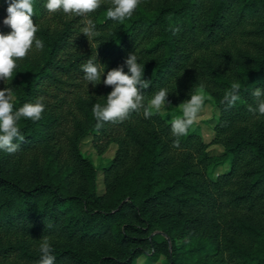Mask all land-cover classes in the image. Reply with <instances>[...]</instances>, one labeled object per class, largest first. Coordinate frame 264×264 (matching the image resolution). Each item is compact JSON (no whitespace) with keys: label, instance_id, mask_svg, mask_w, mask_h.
Instances as JSON below:
<instances>
[{"label":"trees","instance_id":"16d2710c","mask_svg":"<svg viewBox=\"0 0 264 264\" xmlns=\"http://www.w3.org/2000/svg\"><path fill=\"white\" fill-rule=\"evenodd\" d=\"M45 3L33 0L43 51L33 47L8 85L0 81L13 88L14 110L38 98L45 106L39 121L19 122L25 139L15 154L0 150V264H37L43 237L54 264H137L142 254H164L165 264H264V116L247 110L252 91L264 89V0H142L124 24L106 19L105 0L88 17L99 33L92 47L80 17L50 14ZM7 8L0 0L4 34ZM135 51L151 81L145 103L161 88L176 104L201 86L214 97L221 153L192 128L173 147L174 118L162 113L96 129L92 106L112 88L88 85L81 65L97 55L106 78ZM233 82L240 99L229 108L222 100ZM89 134L99 153L117 144L102 193L81 148Z\"/></svg>","mask_w":264,"mask_h":264},{"label":"clouds","instance_id":"9594fccd","mask_svg":"<svg viewBox=\"0 0 264 264\" xmlns=\"http://www.w3.org/2000/svg\"><path fill=\"white\" fill-rule=\"evenodd\" d=\"M142 0H107L106 19L114 23L124 24L131 19ZM7 16L3 24L11 29L8 34L0 32V81L6 85L12 80L14 70L18 67V61L23 60L29 51L35 47L43 51L44 43L36 37L38 25L34 23L33 0H7ZM105 0H46L45 9L50 13L62 12L68 17H80L83 27L80 32L84 34L92 47V41L99 35L96 25L88 17L98 10ZM97 55H92L86 63L81 65L84 80L93 87L103 83L112 88L106 97V103H95L92 106V115L97 121L96 129L103 127L105 122H122L133 112L142 114L145 119L160 114L170 105L169 93L166 88H161L152 93L145 103V95L142 90L148 89L151 81L144 79L145 65L140 63V58L135 52L129 53L124 64L107 72L101 63H97ZM128 71L125 72L124 68ZM240 84L233 82L225 91L222 103L231 108L240 99ZM251 95L255 106L249 104L248 111L253 114L264 116V89L256 88ZM14 91L11 86L0 90V150L15 154L20 143L24 141L19 122L29 119L33 122L42 118L45 106L42 98L35 103H25L22 107L14 110ZM205 96L202 86L191 91L190 99L182 102L178 108L182 115L171 121V133L176 139L173 147L180 146V138L187 136L190 128L198 120L199 113L203 110ZM51 227V225H46ZM54 249L47 237L41 239L39 245L40 258L37 264H54Z\"/></svg>","mask_w":264,"mask_h":264},{"label":"rangeland","instance_id":"374dc122","mask_svg":"<svg viewBox=\"0 0 264 264\" xmlns=\"http://www.w3.org/2000/svg\"><path fill=\"white\" fill-rule=\"evenodd\" d=\"M7 14V10L5 11ZM7 16V15H6ZM203 91L205 96V104L203 110L199 113L198 120L193 125L192 129L200 133L204 139L209 142L208 150L211 154H219L223 151V146L219 143L213 142L215 135L214 126L219 116V109L215 104L214 97ZM181 104V103H180ZM180 104L170 103L163 110L162 114L168 118L173 119L182 115L178 106ZM81 148L85 155L92 158L94 164L98 167V185L97 190L102 193L105 189L104 185V166L110 164L112 157L115 154L117 144L111 142L108 148L103 152L99 153L93 145V134H89L82 139ZM227 164L217 166L214 174L217 175L225 170ZM166 256L162 254L160 257L151 260L147 254H142L136 261L137 264H165Z\"/></svg>","mask_w":264,"mask_h":264}]
</instances>
